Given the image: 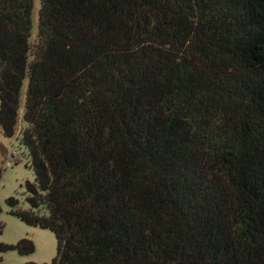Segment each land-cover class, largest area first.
Wrapping results in <instances>:
<instances>
[{"label":"trees","instance_id":"trees-1","mask_svg":"<svg viewBox=\"0 0 264 264\" xmlns=\"http://www.w3.org/2000/svg\"><path fill=\"white\" fill-rule=\"evenodd\" d=\"M32 10L0 0V133L27 81L6 203L51 264H264V0H40L33 47Z\"/></svg>","mask_w":264,"mask_h":264},{"label":"rangeland","instance_id":"rangeland-1","mask_svg":"<svg viewBox=\"0 0 264 264\" xmlns=\"http://www.w3.org/2000/svg\"><path fill=\"white\" fill-rule=\"evenodd\" d=\"M40 0H33L31 46L37 44L38 11ZM27 81L21 91V107L16 133L7 138L0 133V244L15 245L20 240L30 239L34 252L20 255L14 250L0 252L1 264H51L57 254L56 238L49 230L32 227L21 222L11 214L6 200L15 197L21 209H27L25 184L34 182V172L30 166L28 150L21 144L19 130L23 126L21 117Z\"/></svg>","mask_w":264,"mask_h":264}]
</instances>
